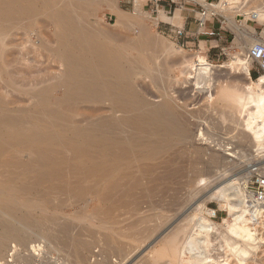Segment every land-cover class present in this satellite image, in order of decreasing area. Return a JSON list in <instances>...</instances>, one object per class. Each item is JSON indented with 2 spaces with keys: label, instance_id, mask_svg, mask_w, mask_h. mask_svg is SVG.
<instances>
[{
  "label": "bare ground",
  "instance_id": "6f19581e",
  "mask_svg": "<svg viewBox=\"0 0 264 264\" xmlns=\"http://www.w3.org/2000/svg\"><path fill=\"white\" fill-rule=\"evenodd\" d=\"M107 1L109 8L114 9L111 1ZM232 2L236 0H222L216 5L204 3L206 19L216 15L217 10L227 13L231 9L228 5ZM77 3L78 0H0V76L7 75L1 65L5 57L3 46L7 44L6 35L11 30L19 29L32 34L33 26L43 19L56 30L53 53L64 67L57 85L65 90L57 103L49 100L51 87L34 91L35 102L30 111L11 110L3 101L0 102V165L4 168L1 172L8 176L6 179L0 173L4 178L0 180V260L9 248L10 258L20 264H32L31 252L38 254L37 249L41 245L33 244L38 239L36 235L47 242L61 244L62 249H71L67 247L68 238L66 241L64 238L74 231L79 237L77 232L83 230L87 221L98 224L99 231L105 229V224H117L120 217L135 220L141 217L140 221L143 222L149 212L155 210V205L164 202V194L168 196L164 192H171L163 183L188 176V180H185L187 183L183 182L186 185L204 186L209 179L204 174L220 158L216 152L209 151L205 159L203 148L194 149L192 154L177 150L180 147L188 150L186 148L192 133L187 126L189 121L185 123L183 115H179L161 87L167 73L166 65L158 60L161 57L159 51L165 55L170 46L153 41L142 33H139L136 42L131 43L106 38L91 26L90 17H87L89 21L78 19L75 11ZM87 15H90L89 12ZM229 19L226 18V21ZM255 19L264 20V6L255 8L247 17V22ZM123 20L125 17H120L118 21ZM230 21L232 23V19ZM240 35L241 39L247 37L242 33ZM251 41L253 44L247 49L245 58L232 56L229 64L230 67L235 65L239 73L247 78L250 50L256 43L264 44L255 39ZM246 43L242 42L244 50ZM188 65L194 72L196 85L208 78L212 66L200 56L188 62ZM139 78L148 79L151 85L157 87L156 91L159 88L158 102H150L138 92L136 81ZM227 92L224 97L241 116L240 127L250 132V135L244 134L243 138L251 140V146L256 147L258 153L256 156L264 154V73L255 82L250 80L241 91ZM84 104L100 105V119L74 127L71 117ZM205 135L204 126L199 125L195 137L202 140ZM20 145L24 146L23 150L16 149ZM60 148L61 151H58ZM22 155L27 156L28 163L21 162ZM5 168L8 174L4 173ZM246 171L248 176L244 185L238 179H232L210 190L172 228L171 237L157 250L153 262L161 264V260L168 258L169 264H246L250 252L257 249L262 239L259 237V230L262 232L260 227L264 229V218L254 219L256 210L255 213L250 212L245 202L246 188L252 174L250 168ZM159 185H164L166 191H157ZM209 200L222 204L227 213L221 225L206 217L216 216L215 211L213 213L205 207ZM93 201L97 203H93L91 211L86 214ZM26 206V209L32 208L33 212L24 210ZM64 207L73 209L74 214L67 212L71 215H68L69 218H65L67 215L64 214L65 217H58ZM159 217L162 218V212ZM74 221L78 222L77 225H73ZM133 222L128 225V231L134 234L135 230L132 229L136 227V222ZM147 226L141 228L149 233L150 226ZM35 227L39 233L32 230ZM113 227L106 229L113 231ZM128 231L125 233H129L130 237ZM140 233L145 236V232ZM119 234L122 235L121 232ZM105 237L104 241L108 243L110 236L108 239ZM91 239L80 246L86 251L94 248L96 242ZM17 245L27 247V254H15ZM106 245L109 246V243ZM80 259L81 264H89L86 258ZM101 259L96 258L92 263L100 264Z\"/></svg>",
  "mask_w": 264,
  "mask_h": 264
},
{
  "label": "rangeland",
  "instance_id": "374dc122",
  "mask_svg": "<svg viewBox=\"0 0 264 264\" xmlns=\"http://www.w3.org/2000/svg\"><path fill=\"white\" fill-rule=\"evenodd\" d=\"M82 1L78 0L77 5L79 8H74L78 13V19L82 21H89L87 17H90L89 22L91 26L102 36L109 39L112 38L113 40L116 39L120 43H126V41L127 43H131L136 42L139 38V33H142L144 36L152 39L153 41H157L160 44L162 43L167 47L170 46L168 47V52H171V55H169L168 52L163 55V53L161 54V51H159L161 57H159L158 60L160 63L166 65L167 73L161 87L168 96V99L179 111V115H183L182 117L185 123L187 124L189 121L190 124H187V126H189L188 128L192 133V139L186 148L188 150H183L181 147L179 148L180 150H177L178 152L182 150L180 153L186 152L192 154L195 151L194 149L203 148L206 152L205 159L210 152H216V155L220 156V158L218 159L216 165H213L214 167L212 166L208 172L204 174L205 178H209L208 182L204 186L198 187L197 185H192L191 183V185H188L189 183L186 185L185 183L187 182H185V180L186 178L188 180V176H180L181 178L177 177L178 180L175 179L174 181L172 180L173 182L168 181L166 184L163 183L169 189H167L164 185H162L163 189L161 185L157 186V191L163 192L167 189V191L171 190V192H164L168 193V196L164 194V199H162L164 202H161L163 207H161V204H158L157 206L155 205V210L153 212H149L148 214V218L146 219L147 222L146 220L143 222L140 221L142 220L140 219L141 217H137L136 220L135 218H131L136 223L131 219H127V217H120L118 218L119 221L117 224H105V229H100L99 231L97 228L98 224L93 221H87L84 223L85 225L83 224V230L77 232L80 234L79 237L75 233L76 231H74L64 238L65 241L68 238L66 242L67 247L71 248L68 250H66V247V249L64 248L65 250L62 249L61 244L57 245L54 242H47L46 239L42 238V240L40 236L36 235L40 241L36 239V243L33 244L41 245L39 247L40 250L39 248L37 249L38 254H36V252L35 254L31 252L34 257H32V264H79L82 262L80 257L89 260V264H94L92 262L96 258H102L100 260V264H155L153 261L156 259L155 254L157 250L163 246L162 244L169 240L172 235L171 231H173L176 224L183 219V217L185 218L189 211L195 207L196 204L200 203L210 190L214 188L216 189L218 186H221L225 182L232 179H238L240 184L244 185L245 179L248 176L246 170L248 169L249 171V168L251 170V168L256 167V154H258L256 153V147L251 146V140L243 138L244 134L248 133L250 135V132L243 131L240 127L239 123L241 116L239 115L238 110L228 103L224 97V93L227 91L232 93L235 90L241 91V89H244V86H246L250 80L255 82L259 77L256 64H254L250 58H247L250 63L249 78L239 73V70L235 67V65L230 67L229 64H231L233 60L232 56L245 58L249 50V46L253 44L251 39H259L260 42L264 43V20L255 19L251 23L247 22V17L255 10V8L264 6V0H236V2L234 0L235 3L232 2L231 5H228L231 9L227 11L228 14L225 12L227 15L224 12L217 10L218 13L214 17H209L207 20V23L209 22L214 24L215 27H219L218 31L221 33L220 37H206L208 41L213 40L211 46L210 44L207 46L202 44L200 46H198V44L196 46L188 45L186 42L179 39V35H177L176 32L167 31L166 27L160 22L161 18H159V12H163V5H172V12L168 15V17H172L174 9L180 8L182 5L191 8L195 6L194 2H196L201 4V6H203L201 9H203L205 4L201 2V0H110L114 9L109 8L110 4L107 0ZM220 1L222 0H207V3L216 5L220 3ZM167 9H169V7ZM80 10L82 11L81 13ZM88 12L90 15H87ZM222 13L223 15H221ZM120 17H125V20L119 22L118 20ZM225 17L230 18L229 21L232 19V23L231 21H226ZM128 22H131L129 23L130 25H127ZM33 27L35 28H33L34 31L32 34L24 33L20 29L16 31L11 30L10 33L6 35L7 44L3 46L5 57L1 62V65L7 75L3 77L0 76V102L3 101V103L11 110L25 109V111H30L35 102L33 98L34 91L44 87H51V92L49 94V100L51 103H57L65 91L64 88L58 87L57 85L59 82L58 78H60L64 72V67L61 61L59 62V59H57L53 53V49L56 45L54 37L56 30L43 19L37 22ZM241 33L245 34L247 37L241 39ZM245 41L247 42V47L244 50L242 42ZM158 47L160 48L159 45ZM197 56L203 57L212 65L208 78H206L205 81H199L198 85H196L197 83L194 78V72L191 71L188 65V62L194 61ZM3 62H5V65ZM136 88L139 90L138 92L142 93L148 101H152L154 103L159 101L160 98H157V91L160 90L158 88L156 91L157 87L151 85L148 79L144 80L139 78V80L136 81ZM223 90L227 91L223 92ZM55 119L58 118L55 116ZM98 119H100V105L89 104L81 105L77 108L76 113L71 117L74 127L84 126L86 123ZM199 125H203L205 128L206 135L202 140L195 137L196 130ZM23 147V145H20L16 149L23 150ZM57 150L61 151V148ZM62 152L67 155L65 150ZM22 156L23 157L20 159L21 162L23 160L24 164L25 162L28 163L27 156ZM12 161H15V159H12ZM179 165L183 166V163L180 162ZM2 169L4 168L0 165V173H2ZM6 170L7 169L5 168L4 173L7 172ZM2 175L7 179V175L6 177L5 174L2 173ZM2 175L0 174V180L4 179ZM251 176L249 178H251ZM174 182L179 183L176 185V183L173 184ZM183 184L185 185L183 186ZM175 190L178 191L175 193ZM95 202L96 201H93L91 203L92 206L90 205L88 207L89 210L85 211L87 212L86 214H89L91 211L90 209L93 207V203L94 205L97 203ZM205 207L213 213L216 212V217H206L214 223L221 225L223 219L226 218L227 215L226 211L223 209V205L220 203L218 204L215 200H209L206 202ZM26 208L27 206L24 210H30L29 212H33L32 208ZM161 208L163 210L165 209L164 213ZM64 209L59 212L58 217H65L67 215L65 218H69L68 215H72L75 212L69 207H64ZM161 212L163 219L159 217L161 216ZM63 214L65 216H63ZM137 220H139L140 223L142 222V225H139L140 223L139 221L137 222ZM131 221L136 224V227L132 229L133 231L137 230L136 233L134 231V234L130 232V230L128 231V227L132 223ZM74 222L73 225H77L78 222H75L76 224ZM183 223L184 222H182V224ZM146 224L148 225L147 227L150 226L149 230H151V232L149 231V233L148 231L143 230L146 228L143 227L146 226ZM110 226H114L113 231L106 229ZM260 228L262 232L259 230V237L262 239L259 242L257 249L250 252L252 255L250 254L249 260L246 264H264V229L262 227ZM32 230L39 233V231H36L39 230L37 227ZM85 230H87V232ZM114 230L116 232H114ZM126 230L130 232V237H128L129 233H125ZM140 231L145 232V236L146 234L148 236L145 237L144 233L141 235ZM120 232L122 235L119 234ZM117 233L119 235H117ZM151 233L153 234L149 236ZM103 237L111 239L108 242L110 247L106 245L108 243H105ZM139 237H143V239L140 238L142 241L138 240ZM180 237L181 234H179L178 238ZM89 239H94L96 246L93 245L94 248L91 246L92 249L88 248V251H86V249L80 245ZM70 240L72 242H68ZM78 240L81 244L78 243L77 245ZM27 246L29 247V245ZM8 249L9 248H7V250ZM7 250H5L6 253H4L3 259L0 260V263L7 262L8 264H20L15 259L10 258L11 252H8ZM27 250V247L22 248L20 245H17V251L15 254L20 252L19 255L23 256L22 253L26 255ZM71 252H75L77 255L74 253L72 254ZM78 253H80V257L78 256ZM90 258L92 260H90ZM160 262H162L161 264H169L168 258H165Z\"/></svg>",
  "mask_w": 264,
  "mask_h": 264
},
{
  "label": "crops",
  "instance_id": "0c3cea01",
  "mask_svg": "<svg viewBox=\"0 0 264 264\" xmlns=\"http://www.w3.org/2000/svg\"><path fill=\"white\" fill-rule=\"evenodd\" d=\"M201 2L207 3V0H201ZM194 3L195 6L191 8L185 5L175 8L172 17H168L172 12V5H163V12H159L160 22L166 27L167 31L176 32L177 30H181L183 33L179 36V39L190 46H196L197 44L198 46L201 44L204 46L210 44L211 46L213 40L208 41L206 37H210L208 35L210 31H218L219 27H215L214 24L209 22H206L204 27H200L198 24L200 18L199 12L203 6L199 3ZM168 7L169 9H167Z\"/></svg>",
  "mask_w": 264,
  "mask_h": 264
},
{
  "label": "built area",
  "instance_id": "2783aa9c",
  "mask_svg": "<svg viewBox=\"0 0 264 264\" xmlns=\"http://www.w3.org/2000/svg\"><path fill=\"white\" fill-rule=\"evenodd\" d=\"M157 1V0H156ZM207 10L205 8L200 11V18L198 20V24L200 27H204L207 19H206ZM215 15H211L214 17ZM181 30H177L176 34L181 36ZM209 36L212 37H220V31H210L208 33ZM250 59L254 64H256V69L258 74L264 73V44L256 43L249 54ZM252 176L249 178L245 202L248 206L250 212L255 213L254 219H262L264 218V155H258L256 159V167L251 169ZM259 209V210H258ZM216 217V216H215Z\"/></svg>",
  "mask_w": 264,
  "mask_h": 264
}]
</instances>
